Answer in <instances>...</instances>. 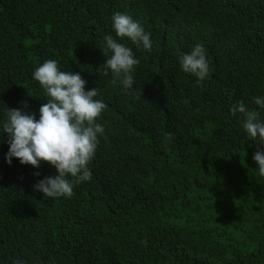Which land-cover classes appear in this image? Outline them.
<instances>
[{
  "label": "trees",
  "instance_id": "obj_1",
  "mask_svg": "<svg viewBox=\"0 0 264 264\" xmlns=\"http://www.w3.org/2000/svg\"><path fill=\"white\" fill-rule=\"evenodd\" d=\"M116 12L153 41L129 44L140 63L127 91L99 70ZM196 44L203 83L179 65ZM49 59L100 89L105 134L91 179L50 199L33 185L56 169L6 163L0 129V264H264L258 146L229 111L264 95V0H0V121L7 107L39 118L31 73Z\"/></svg>",
  "mask_w": 264,
  "mask_h": 264
},
{
  "label": "clouds",
  "instance_id": "obj_2",
  "mask_svg": "<svg viewBox=\"0 0 264 264\" xmlns=\"http://www.w3.org/2000/svg\"><path fill=\"white\" fill-rule=\"evenodd\" d=\"M115 37H103L102 52L105 64L99 69L105 76L111 75L125 91L133 88L135 72L140 63L133 47L151 52V33L131 16L116 12L111 17ZM180 70L203 83L210 76V64L206 49L196 44L192 50L179 56ZM43 90L44 103L35 113L19 108H6V119L0 121V129L8 135V151L5 161L13 158L21 165L38 169L47 162L56 169V175L46 176L33 185L35 191L50 199L70 198L74 187L91 179L88 167L93 160L100 138L105 134L98 121L107 109L102 99H97L100 89L86 90L87 81L79 73L62 70L55 59L45 60L31 73ZM256 109H250L244 101L230 106L231 115L238 121L248 140L255 141L258 150L253 155L259 175L264 178V95L255 96ZM3 136V135H2ZM39 176V172L35 173ZM17 264H21L17 261Z\"/></svg>",
  "mask_w": 264,
  "mask_h": 264
}]
</instances>
